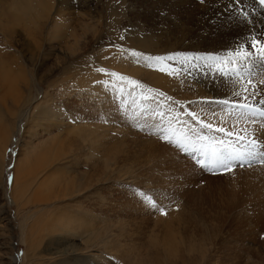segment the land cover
<instances>
[{
    "label": "rangeland",
    "instance_id": "obj_1",
    "mask_svg": "<svg viewBox=\"0 0 264 264\" xmlns=\"http://www.w3.org/2000/svg\"><path fill=\"white\" fill-rule=\"evenodd\" d=\"M12 1L0 0V264H28L31 227L64 215L72 226L40 253L74 251L64 264H264V163H197L201 136L244 153L253 124L264 130V67L235 54L264 34L241 43L251 32L236 34L228 0H29L51 6L42 22ZM44 153L38 183L56 185L34 201L22 171L32 183Z\"/></svg>",
    "mask_w": 264,
    "mask_h": 264
},
{
    "label": "bare ground",
    "instance_id": "obj_2",
    "mask_svg": "<svg viewBox=\"0 0 264 264\" xmlns=\"http://www.w3.org/2000/svg\"><path fill=\"white\" fill-rule=\"evenodd\" d=\"M20 0H13L11 3L13 5H17L20 4L19 8L22 7L21 9L24 11H34L38 14L39 16V22H42L45 18L48 21L49 19V15H44L43 11L46 10L47 7H49L50 5L46 3L45 7L43 6L44 4L42 3V5H39V7H34L33 4L31 3L32 1H27L24 4H21L19 2ZM229 1V5H230V11L233 12L232 14H229V16L232 18L233 21V26H235L237 28L236 34H239L243 32V30H247L251 33H242V37L240 38V42L243 43L245 40H242V38H244L245 36H252V33H257V32H261V35L264 34V11L259 8L257 6V4L254 2V0H228ZM22 2V1H21ZM11 3H8L11 5ZM37 3H35L36 5ZM11 7L13 8L14 6L11 5ZM51 7V6H50ZM11 8V9H12ZM36 8V9H35ZM48 10V9H47ZM46 10V11H47ZM18 11V10H17ZM21 11V10H20ZM49 11H51V9L49 8ZM48 11V12H49ZM8 9H6L5 7L1 10V15L2 16H6V13L8 14ZM45 12V11H44ZM46 13V12H45ZM245 14V15H244ZM40 25V24H39ZM41 27V25H40ZM212 29V27H211ZM28 34V33H27ZM223 34V33H222ZM244 34V35H243ZM220 35V34H219ZM226 36V38L228 37V35L223 34ZM231 35H233L231 33ZM216 36V35H215ZM36 37V36H35ZM37 38V37H36ZM59 38H63L61 36H59ZM65 38V37H64ZM247 39V38H246ZM249 39V38H248ZM212 41H214V39H212ZM219 41V40H218ZM226 41V40H225ZM237 42V41H236ZM229 43V42H227ZM226 43V44H227ZM239 43V44H241ZM246 43V41H245ZM214 44V43H213ZM213 46V45H212ZM221 46V45H220ZM229 46V45H228ZM207 47V46H206ZM236 47V46H235ZM239 47V46H238ZM232 48V47H231ZM215 49V48H214ZM217 49H219L217 47ZM224 50V49H223ZM229 51H231L230 49H228ZM233 50V49H232ZM237 50V49H236ZM220 51V50H219ZM258 51V50H257ZM218 52V51H217ZM225 52V51H224ZM230 53V52H228ZM203 54V53H202ZM222 54V53H221ZM173 62H171L172 64ZM208 63V62H207ZM244 67V66H243ZM247 69V68H246ZM244 72V71H243ZM256 72V71H255ZM245 73V72H244ZM264 74V71H263ZM258 76V75H257ZM264 78V75H263ZM262 78V79H263ZM252 79V78H251ZM259 79V77H258ZM165 82V81H164ZM254 84V83H253ZM264 84V83H263ZM172 88V87H169ZM174 89V88H173ZM223 100V99H222ZM221 101V100H219ZM156 102V101H155ZM222 102V101H221ZM154 103V102H153ZM216 103V102H215ZM219 103V102H218ZM81 104H85V102H82ZM155 104V103H154ZM221 106V105H220ZM216 107V106H215ZM258 107V106H257ZM217 108V107H216ZM214 110V108H213ZM131 111V110H130ZM138 111V110H137ZM227 111V110H226ZM230 111V110H228ZM154 113V112H152ZM147 113H142V112H130V115L134 118H143L142 116L146 115ZM218 114V113H217ZM221 114V113H220ZM169 116V114H168ZM219 116V114H218ZM259 117V116H258ZM152 119V117H150ZM148 118L147 121L149 123V125H152L153 122L152 120ZM260 118V117H259ZM152 124H151V123ZM181 122V121H180ZM176 124V123H175ZM252 125V124H251ZM254 126L252 128H254V131L256 132L255 134L258 135L257 138H259L260 142L262 143V141H264V134H262V128L260 126H258L259 124H253ZM135 126L137 127H141L140 124H136ZM264 126V125H263ZM160 127V126H157ZM150 128V127H148ZM248 128V127H247ZM261 128V129H260ZM264 128V127H263ZM165 129V128H164ZM260 129V130H259ZM29 165L31 168H35L34 172L32 173L33 176V181L32 183L29 182L28 180V174L29 171L28 169L24 168L22 173H23V189L26 193L30 194L31 193V198L37 199L38 200L41 199V197L46 198L48 200V197L51 199L53 194H47V192H50L53 188H51L52 185H54L55 183L51 182L50 183H46L47 181H42L40 183H38L39 181V177L42 175L43 172L48 171L51 166H52V158L49 154L44 153V154H37L35 156H33L32 158L29 159ZM17 172L20 173L21 172V168H16ZM15 170V173H16ZM1 175H3L1 173ZM49 180V179H46ZM50 181V180H49ZM260 182V181H259ZM33 184H35L36 188L35 190L32 188L34 187ZM49 184V185H48ZM56 185V184H55ZM55 187V186H52ZM51 189V190H50ZM50 190V191H49ZM55 190V188H54ZM48 195V196H47ZM43 198V199H44ZM45 199V200H46ZM32 199H30V201L34 202L36 200L33 201ZM46 200V201H47ZM39 202V201H38ZM43 202V201H40ZM47 203V202H46ZM229 207V206H228ZM231 209V208H230ZM59 216V215H57ZM50 218V217H49ZM48 216H41L39 218V221H37L30 230V234H29V240H28V250L30 253H28V260L29 263L28 264H64L62 262H60L61 257H63L64 255H68V254H73L74 251L71 250H62V251H58L56 252V255L54 257H45V255H41L40 253L42 251L46 252L50 246V243L52 245H54L55 242H58V239H60L61 237H63L64 234H62V236H60V231L61 229H65L69 228L72 226V223L66 218V216L64 215L63 219H59L58 217L56 219H49ZM218 245V244H217ZM216 245V246H217ZM214 246V245H213ZM215 246V247H216ZM46 249V250H45ZM95 251V250H94ZM3 253V252H2ZM2 253L0 252V257L2 256ZM90 253H93V251H88L86 254H84L83 256L81 255V257L84 258H94V255H89ZM98 255V254H97ZM101 257V256H100ZM98 259V258H97ZM9 261L10 264H16L17 263V259L16 257L12 254L9 257ZM83 263V259H78L75 264H82Z\"/></svg>",
    "mask_w": 264,
    "mask_h": 264
},
{
    "label": "snow or ice",
    "instance_id": "obj_3",
    "mask_svg": "<svg viewBox=\"0 0 264 264\" xmlns=\"http://www.w3.org/2000/svg\"><path fill=\"white\" fill-rule=\"evenodd\" d=\"M264 2V0H262ZM257 44L256 40L252 41V47L255 48ZM240 49H243L244 46L240 45ZM238 57H240V64H244L247 60L253 58L254 56H258L260 59H264V45H262L256 53H253L248 50H237L235 53ZM133 55H136L135 51H133ZM141 56L144 54H140ZM157 61L160 60L159 57L155 58ZM163 70V69H161ZM100 71H104L101 69ZM226 74V73H222ZM113 76H117L116 73H112ZM121 79H126L124 77H121ZM130 83L135 84V81H130ZM239 95V93H237ZM245 99H250V97H245ZM224 104H228L229 101L225 100L223 101ZM240 108L244 111L251 112V107L247 104H241ZM264 114V113H262ZM195 118V117H194ZM204 127H207L210 131L213 129L212 124H206ZM219 133H225L228 137L237 136L238 139L244 140L245 137H240L237 133H234L232 131H226L222 127H218L215 129ZM262 134H264V130H262ZM201 141H205L204 143L200 144V150H202V159H197V163L200 165L202 169L208 168L213 174L217 172V170L221 172H227L232 171L235 167H243L245 163H251L256 158L255 152H248L247 154L241 153L235 150H230L228 146H224L223 139L221 140H211L208 142V138L205 136L200 137ZM168 143H172V140L169 139L167 141ZM259 143V140L256 138V135L253 134L252 138L249 140V144L255 148V146ZM175 146L177 148L185 147L180 141H176ZM261 163H264V159L261 160ZM212 165V167H209ZM153 207H155V204H153ZM161 214H165L162 213Z\"/></svg>",
    "mask_w": 264,
    "mask_h": 264
}]
</instances>
